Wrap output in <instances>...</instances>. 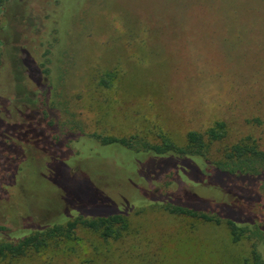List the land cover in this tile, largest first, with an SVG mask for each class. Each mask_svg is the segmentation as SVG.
<instances>
[{"label": "rangeland", "instance_id": "374dc122", "mask_svg": "<svg viewBox=\"0 0 264 264\" xmlns=\"http://www.w3.org/2000/svg\"><path fill=\"white\" fill-rule=\"evenodd\" d=\"M54 4L10 0L0 17V38L15 60L10 72L22 74L23 49L28 47L23 63L36 69L40 59L34 50L40 41L34 39L48 35L26 28L30 16L35 13L47 29L53 23L54 72L51 80L44 75L40 85L52 83L51 99L60 110L63 128L108 138L138 135L157 143L166 135L181 147L186 146L187 135L196 132L204 136L206 156L211 160L222 159L237 145L264 151V0H60ZM38 125L44 129L48 124ZM211 130L220 137L210 138ZM77 139L75 148L84 156L96 152L120 165H101L99 158L85 160L83 178L65 180L80 198L91 194L98 177H115L123 182L127 200H139L141 189L151 194L146 190L156 183H148L155 174L176 166L182 181L181 173L188 166L203 162L147 158L122 147H101L84 136ZM13 141L0 128V189L20 154L14 146L22 147ZM44 142L46 150L65 153L61 145ZM23 146L27 162L15 169L20 171L16 186L4 192L10 199L0 200V227L6 228L0 229V239L22 234L35 223L54 221L60 212L76 215L65 206L58 187L48 181V152L35 144ZM70 171L79 174V167L74 165ZM35 173L47 183L44 193L33 187ZM229 179L213 175L216 183L248 192L245 187L250 178ZM184 189L180 198L194 195L211 203H237L222 189ZM256 190L252 207L247 203L222 211L234 216L251 207L260 223L264 187ZM124 197L114 194L111 199L120 207ZM138 212L128 214L125 227L108 240L80 228L69 241L20 258H1L0 264H254L256 240L244 236L235 242L225 223H207L149 207Z\"/></svg>", "mask_w": 264, "mask_h": 264}, {"label": "trees", "instance_id": "16d2710c", "mask_svg": "<svg viewBox=\"0 0 264 264\" xmlns=\"http://www.w3.org/2000/svg\"><path fill=\"white\" fill-rule=\"evenodd\" d=\"M9 2L10 0H0V17ZM46 2L54 6V3H56L57 6L60 0H46ZM47 21L46 23H48ZM52 26L53 23L47 29L44 24L38 21L35 13L30 16L26 26L30 31H44L48 34L45 38L34 39L40 41V46H36L34 50L35 56L40 59L39 65L36 67L38 72H36L35 67L23 63L28 56V47L23 49L21 60H19L22 66H20L22 74L10 72L9 67L11 64L15 66V60L12 59V51L8 49L5 41L0 38V128L3 134L10 136L12 140L14 139L19 144L22 143L20 148L14 146V150L18 149L20 152L19 156L15 158V161L18 159L15 169L20 164L27 162L24 161L23 152L26 147L23 145L35 144L46 150V143L44 142L46 139L51 145H61L60 151L65 152L64 154L49 149L46 150L50 162L54 163H51L48 167L50 163L48 162L46 166L48 181L54 184L56 190L58 187L64 196L65 206L69 208L68 210L74 211L76 215L70 214L67 216L60 212L54 221L35 223L28 230H24L22 234L5 235L4 238L0 239V259L20 258L30 251H41L51 245L56 246L69 241L75 237L77 230L80 228L91 230L100 234L103 239L108 240L119 229L125 227L128 214L137 209L142 212L149 207L170 215L191 217L207 223L217 225L225 223L235 242L240 241L244 236H247L250 240H256L252 250L253 261L254 264H264V206L262 214H260L262 218L260 223L256 221V216L251 211L253 201L257 199L256 189L261 186L264 187V151H260L255 147L237 145L227 152L222 159L211 160L206 156L208 145L204 136L196 132H190L187 135L186 146L181 147L166 135L161 136L160 142L157 143L138 135L125 138H108L95 134L90 135L84 131L77 132L63 128L60 125V110L51 99L50 88L52 83L40 85V80L44 75L50 76L54 72L52 66L54 64L52 58L53 44L50 43V27ZM10 31L7 33L10 34ZM26 37L28 38V36ZM51 79L50 76L49 80ZM29 86L34 88H29ZM43 122L48 124L47 127H43L44 129L38 125ZM61 127L62 129H60ZM46 134H50L51 139H48ZM63 136L67 137L66 140L62 138ZM80 136L94 140L101 147H122L136 154H144L147 158L169 156L176 158L178 161L193 158L203 160V162L200 163V167L195 163L188 166L186 171L181 173V177L185 182L181 181L176 166H171L155 174L148 183H151V181L156 183H151L149 189L146 190L150 191L151 194L148 195L143 188L140 190V194L143 196L141 195L139 200L132 197L127 200L124 197L126 195L122 194L123 182L121 183L120 178L115 177H98L96 182H93L91 194H87L88 197L80 198V196H77L79 192L71 190L70 185H67L65 180L73 181L77 178H83L84 170L82 167L85 160L99 158V160H102L101 165L120 166L116 165L114 161L111 163L109 158L103 159L96 152L91 153L89 156H84L78 152L75 145L79 143L77 137ZM209 137L217 139L220 137V133L211 130L209 131ZM63 140L65 141L64 144ZM74 165L79 167V174L71 173L70 169ZM15 169L13 172L7 173L8 180L5 179L1 186L0 200L2 201L10 199L4 197V192L7 188L16 186L15 184L18 182L20 171L15 172ZM60 169H62V177L58 174L61 171ZM215 174H221L228 179L231 178L229 180H238L241 177L250 178V180H246L245 188L248 192L243 193L226 183L214 182L213 175ZM33 175V187L35 186L34 188L38 192L44 193L47 187L45 184L47 183H44L40 175H36V173ZM190 186H209L222 189L233 196L237 203L227 204L220 201L211 203L194 195H188V198H180L179 194L182 193L183 189ZM114 194L124 197V201L120 206L122 208L111 199ZM247 203H250L251 207L247 211L238 210V214L234 216L225 214L222 211V209L234 210L238 205L243 204L245 206ZM91 207L95 208L93 212L92 209L89 210ZM107 207L111 210H106L109 209ZM14 224L19 225L16 222ZM0 229L6 231L4 227H0ZM225 254H228V251Z\"/></svg>", "mask_w": 264, "mask_h": 264}]
</instances>
